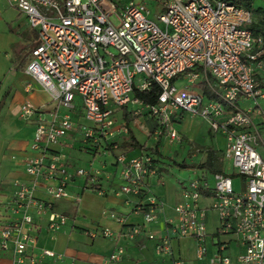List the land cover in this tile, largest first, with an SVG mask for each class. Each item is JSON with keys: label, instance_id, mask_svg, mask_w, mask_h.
Segmentation results:
<instances>
[{"label": "built area", "instance_id": "1", "mask_svg": "<svg viewBox=\"0 0 264 264\" xmlns=\"http://www.w3.org/2000/svg\"><path fill=\"white\" fill-rule=\"evenodd\" d=\"M148 3L159 10L157 22L148 17ZM15 5L37 35L24 70L49 92L55 106L46 110L27 100L19 107L21 119L33 121L35 153L24 163L29 180L14 181L7 208L15 216L0 218V252L11 247L12 264H40L41 256L62 259L48 249L39 256L25 253L35 245L33 214H45L53 233L67 222L54 209L55 201L70 195L67 155L53 145L76 131L93 145H106L116 132L128 131L124 124L115 130L114 109L136 105L135 115L154 119L151 136L156 139L179 142L174 121L182 113L204 119L213 132L224 135L222 155L244 180L238 192L227 172L213 173V186L203 173L185 181L181 201L167 220L168 234L158 239L156 252L170 254L172 237L190 236L195 238L196 260L203 264H264V108L259 105L264 91L258 86L264 82V33L252 34L247 27L254 21L252 10L227 0H128L122 5L115 0H17ZM178 77L196 86L177 88L171 79ZM154 83L160 88L155 103L144 104L133 95ZM240 98L252 99V107L241 108ZM79 113L83 121L76 122L73 117ZM115 163L120 194L139 196L143 179L158 174L152 153L117 154ZM75 174L93 182L85 169L77 168ZM41 185L45 200L35 194ZM140 210L142 225L129 228L126 236L142 233L152 239L148 225L161 206L153 202ZM211 210L217 225L209 253L205 220ZM111 216L124 221L122 215ZM97 233L113 235L108 228ZM231 240L239 249L235 253L228 249ZM122 254L117 247L109 259Z\"/></svg>", "mask_w": 264, "mask_h": 264}, {"label": "crops", "instance_id": "2", "mask_svg": "<svg viewBox=\"0 0 264 264\" xmlns=\"http://www.w3.org/2000/svg\"><path fill=\"white\" fill-rule=\"evenodd\" d=\"M16 1L0 0V218L2 220H9L10 215L15 216L10 214L7 208L15 190L14 181L29 180V175L24 171V163L27 156L35 153L31 149L33 121L21 119L18 114L19 107L27 100L34 105L45 106L46 110L55 106L49 97V92L24 70L30 58V51L37 43V35L36 30L29 26L25 14L16 8ZM249 99L240 98L238 104ZM135 106L127 105L114 109L115 130L124 124L129 128L134 139L151 147L157 139L149 137V128L156 126V123L145 113L135 115ZM250 107L252 105L245 109L248 110ZM125 112L127 117L132 118L128 124L125 122ZM253 118L258 120L255 115ZM73 120L83 121L81 113L75 115ZM183 122L185 124L181 127ZM174 123L181 140L170 141L168 137H161L159 147L161 156L154 155L158 174L143 179L139 196L117 192L121 182L119 168L115 163L116 153L107 154L105 150L103 151L105 154L94 153V155L87 149L94 145L91 142H81L83 138L80 132L68 134L59 144L53 145L54 149H60L67 155V170L70 173L67 189L70 195L54 203V209L64 213L67 222L60 230L53 233L46 227L45 214L40 216L33 214V229L30 233L35 238V245L27 246L25 253L39 256L42 249H48L62 255V259L41 256L40 264H203L204 261L196 262L195 238L190 236L172 237L170 254L159 253L155 249L158 239L168 234L167 220L174 216L173 207L181 201L180 193L185 183L178 181L177 184L165 180L164 173L170 172L167 167L159 164L158 159H162L172 146H176L173 149L177 150V144L181 141L184 145L188 141H193L198 129L203 125L208 126V122L204 119L185 113L180 114ZM134 128L143 133L144 140L136 136ZM208 128L211 133L210 127ZM128 132H116L109 137L106 142L107 150L115 149L113 151L124 153L127 157H136L145 152L130 145ZM222 138L224 139V135ZM118 145L123 148L118 149ZM96 147L95 145L94 149ZM75 149H82L91 154L90 162L96 156H111L109 161L107 159L101 161L103 166H110L111 170L98 168L87 170L94 176L93 182L77 176L76 160L71 154ZM35 194L38 199H46L42 185ZM153 202L162 209L157 219L148 225L154 237L150 239L142 233L135 237L126 236L129 228L142 225L143 214L140 208ZM111 213L122 215L123 223L116 222ZM27 227L26 224L22 228L26 231ZM102 228L113 231L112 237H104L97 233ZM91 231H95L97 235L90 236ZM117 247L122 248L123 254L117 259H109ZM12 260L11 247L0 252V264H12Z\"/></svg>", "mask_w": 264, "mask_h": 264}, {"label": "rangeland", "instance_id": "3", "mask_svg": "<svg viewBox=\"0 0 264 264\" xmlns=\"http://www.w3.org/2000/svg\"><path fill=\"white\" fill-rule=\"evenodd\" d=\"M115 1L118 2L119 5H122L124 2H126L128 0H115ZM255 3H256V5L259 4V2H255ZM147 6L151 10L148 17L157 22V14L159 13V10H157L156 7H154L153 3H148ZM198 82H200L198 84L201 87L203 85L202 80L200 81V79H199ZM184 83H186V80H184L183 78H177V80L175 79V82H174V84L176 85L177 88L184 86ZM186 84H188L189 88L196 86L195 83H193L192 85H190L189 83H186ZM259 88L261 89V91H264V85H260ZM239 104H240L239 106L241 108L245 109V108H248L249 105H253V100L252 99L243 100V101H240ZM259 104L262 106V108H264V98L259 99ZM184 124H185V122H183V124H181V127H183ZM208 127H209V124H208V126L203 125L200 129H198V131L194 135L193 141L192 140L188 141V143H185V145L181 141L179 144H177L178 145L177 150L173 149L176 146L175 147L172 146V148L168 149V152H165L161 161H159V164L161 166L167 167L169 172H170V173H168V172L164 173L165 180L173 181L174 183L178 184V181L181 182V181H187L189 179H194L195 177L201 175L203 172V169H201L195 165L197 163L201 162L205 158L204 148L211 147L214 150L223 151L224 139L222 138V135H220V133L213 132L212 130H211L212 132L210 133L208 131V129H209ZM134 130H135V134L138 138H140L142 140L145 139L143 137L144 136L143 133L140 132L139 129L134 128ZM76 133H77V131H76ZM80 141L86 142V143L88 142V141H84L82 139ZM184 141H185V139H184ZM168 146L169 145H166V147H168ZM94 147H95V145H94ZM94 147H88L87 149H89L90 152H93V154L94 153L105 154L103 152L105 150H106L107 154H112V155H114V153L122 154L119 151H113L115 149L107 150V146L105 144H101V147L97 146L95 149H94ZM117 148L122 149L123 146L118 145ZM99 149H101V150H99ZM71 154L74 155V157H75V160H76L75 165L77 168H80V169L82 168L85 170H90V169L92 170L95 168L102 169L105 171L111 170V169H109L110 166H107V165L103 166L101 163V161H104L106 159H107V161H109L111 159V156L110 157H105L103 155L102 156H96L92 160V162H90L92 155L86 153L82 149L81 150L75 149V150L71 151ZM181 160H184L186 163L194 165L195 167L179 168L176 165H174L172 162V161L180 162ZM223 164H224L223 165L224 170L228 174H230V178L232 180L233 190L235 192L242 191L244 189L243 178L239 174L237 175L236 170L233 167V164L230 162V160L224 159ZM206 179H208L209 184L211 186H213L215 180H214L213 174L211 172L206 173ZM205 221H206V231H207V234H209L208 239L206 241V249L208 250L209 253H212L214 246L211 243V236L215 230V226L217 225L216 215H215L214 211H212V210L208 211ZM228 238H231V237H228ZM228 249L231 253H235L237 251L235 241L231 240L229 242V248ZM198 261H201V260H198ZM198 261L196 260V262H198Z\"/></svg>", "mask_w": 264, "mask_h": 264}, {"label": "trees", "instance_id": "4", "mask_svg": "<svg viewBox=\"0 0 264 264\" xmlns=\"http://www.w3.org/2000/svg\"><path fill=\"white\" fill-rule=\"evenodd\" d=\"M229 2H233L236 5L244 6L252 10L253 15H254V21L250 24L247 25V27L251 30L252 34H261L264 33V20H262V16H264V5L259 3L256 5L255 2H259L258 0H227ZM175 78H172L171 80L174 81ZM260 85H264V82H259ZM202 90L204 93H207L209 96L211 94L209 93V90L207 87H202ZM160 92V88L157 84H153L149 90L145 91H138L135 90L134 96H137L142 103L144 104H152L155 103L158 99V94ZM125 116V122L128 124L132 118L127 117V112L124 113ZM155 126L153 125L151 128H149V136H151ZM128 133H129V139H130V145L133 146L134 148H139L141 150H144L145 152H148L149 154L156 155L158 157L161 156V152L159 151V147L161 144V136L157 137V140L154 141V143L151 145V147H148L145 145V143H140L136 139L133 138V136L130 133L129 128ZM205 150V158L197 163L195 166L203 169V174L211 172L213 173H226L223 167V160L224 157L222 155L221 151L214 150L211 147L204 148ZM158 161H161V159H158ZM174 165H176L179 168H190V167H195L194 165H191L189 163H186L184 160H181L180 162L172 161Z\"/></svg>", "mask_w": 264, "mask_h": 264}]
</instances>
